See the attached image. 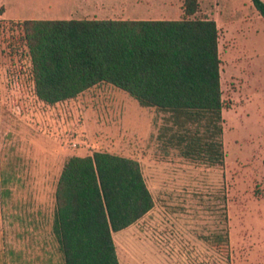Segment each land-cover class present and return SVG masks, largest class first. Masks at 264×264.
<instances>
[{
	"label": "rangeland",
	"instance_id": "obj_1",
	"mask_svg": "<svg viewBox=\"0 0 264 264\" xmlns=\"http://www.w3.org/2000/svg\"><path fill=\"white\" fill-rule=\"evenodd\" d=\"M198 2L192 17L220 29L223 165L185 156L170 112L112 84L39 99L26 49L11 57L1 21L52 15L68 1L0 0V264H65L57 183L70 157L95 151L138 160L155 201L113 233L121 264H264V18L251 0ZM173 4L185 17V0Z\"/></svg>",
	"mask_w": 264,
	"mask_h": 264
},
{
	"label": "trees",
	"instance_id": "obj_2",
	"mask_svg": "<svg viewBox=\"0 0 264 264\" xmlns=\"http://www.w3.org/2000/svg\"><path fill=\"white\" fill-rule=\"evenodd\" d=\"M264 18V0H251ZM23 19L9 24L11 57L30 59L35 94L55 104L102 83L142 106L170 112L189 158L223 165L220 29L215 19ZM54 233L65 264H121L114 232L155 206L138 160L107 151L64 164L56 193Z\"/></svg>",
	"mask_w": 264,
	"mask_h": 264
},
{
	"label": "crops",
	"instance_id": "obj_3",
	"mask_svg": "<svg viewBox=\"0 0 264 264\" xmlns=\"http://www.w3.org/2000/svg\"><path fill=\"white\" fill-rule=\"evenodd\" d=\"M51 1L57 4L68 1V5L65 8L61 7L53 10L52 15L36 10L31 15L37 14L38 16L32 19L162 20L178 19L176 17L179 15V10H176L173 4L178 0ZM49 7H53V4H50Z\"/></svg>",
	"mask_w": 264,
	"mask_h": 264
},
{
	"label": "built area",
	"instance_id": "obj_4",
	"mask_svg": "<svg viewBox=\"0 0 264 264\" xmlns=\"http://www.w3.org/2000/svg\"><path fill=\"white\" fill-rule=\"evenodd\" d=\"M74 146H77V143H74Z\"/></svg>",
	"mask_w": 264,
	"mask_h": 264
}]
</instances>
